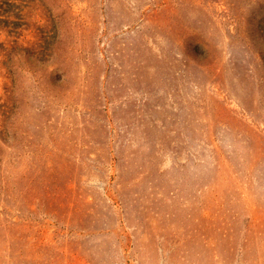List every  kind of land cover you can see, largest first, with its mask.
Returning a JSON list of instances; mask_svg holds the SVG:
<instances>
[{"label": "rangeland", "instance_id": "1", "mask_svg": "<svg viewBox=\"0 0 264 264\" xmlns=\"http://www.w3.org/2000/svg\"><path fill=\"white\" fill-rule=\"evenodd\" d=\"M0 264H264V0H0Z\"/></svg>", "mask_w": 264, "mask_h": 264}]
</instances>
